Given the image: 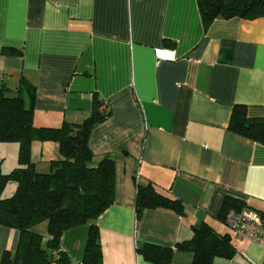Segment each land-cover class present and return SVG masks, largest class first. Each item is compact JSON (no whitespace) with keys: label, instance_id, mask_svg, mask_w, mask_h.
<instances>
[{"label":"crops","instance_id":"1","mask_svg":"<svg viewBox=\"0 0 264 264\" xmlns=\"http://www.w3.org/2000/svg\"><path fill=\"white\" fill-rule=\"evenodd\" d=\"M224 40L234 42L230 62ZM24 79L35 88L26 103L38 127L82 123L96 99L110 112L89 136L93 165L105 155L116 161L115 201L95 220L102 264H165L145 256L146 244L173 248L169 264H192L193 253L176 246L202 222L236 248L212 264H264V243L239 239L220 217L228 196L264 217V143L230 128L236 105L264 118V16L206 26L198 0H0V87L14 94ZM19 147L0 142L4 172L19 165ZM61 156L56 141L32 143L39 172ZM149 183L180 199L184 213L138 215V186ZM16 189L8 183L4 196ZM89 229L63 234L70 264L83 262ZM19 237L0 226V261Z\"/></svg>","mask_w":264,"mask_h":264},{"label":"trees","instance_id":"2","mask_svg":"<svg viewBox=\"0 0 264 264\" xmlns=\"http://www.w3.org/2000/svg\"><path fill=\"white\" fill-rule=\"evenodd\" d=\"M206 26L218 17L257 18L264 16V0H198ZM233 41L224 40L222 60L233 57ZM16 50L5 47L4 53ZM34 86L23 80L14 94L6 86L0 87V142L19 143V165L9 172L3 170L0 158V226L16 228L20 232L15 251L5 250L0 264H70V257L62 250L61 239L71 227L90 223L85 255L81 264H102L103 253L95 220L115 201L116 161L105 155L93 165L94 154L89 146L93 127L105 120L110 112L101 110L102 101L96 99L94 109L82 123L64 121L58 127H38L34 124L33 108L27 105L26 95L33 97ZM235 132L264 143V118L247 115L245 105H236L230 120ZM35 140L56 141L61 157L51 161L49 172H39L31 159ZM10 182L17 183L14 194L4 196ZM164 207L184 213L180 199L159 192L151 183L140 184L137 193V213L147 208ZM246 204L228 196L220 213L241 210ZM47 221L46 233L36 227ZM178 249L193 253L192 264H212L217 256L232 258L236 248L229 234H220L202 222L193 228L190 240L182 241ZM145 256L155 262L169 264L174 250L171 247L146 244Z\"/></svg>","mask_w":264,"mask_h":264},{"label":"built area","instance_id":"3","mask_svg":"<svg viewBox=\"0 0 264 264\" xmlns=\"http://www.w3.org/2000/svg\"><path fill=\"white\" fill-rule=\"evenodd\" d=\"M105 110V106L102 107ZM241 240L264 243V217L254 209L230 210L224 220Z\"/></svg>","mask_w":264,"mask_h":264}]
</instances>
